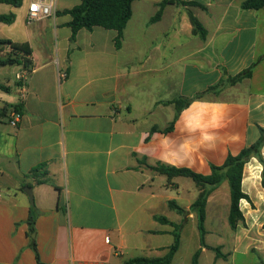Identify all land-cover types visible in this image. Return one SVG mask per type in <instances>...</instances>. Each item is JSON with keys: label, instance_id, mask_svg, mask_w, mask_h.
Returning a JSON list of instances; mask_svg holds the SVG:
<instances>
[{"label": "crops", "instance_id": "0c3cea01", "mask_svg": "<svg viewBox=\"0 0 264 264\" xmlns=\"http://www.w3.org/2000/svg\"><path fill=\"white\" fill-rule=\"evenodd\" d=\"M183 1L199 6L168 4L152 22L162 0H134L119 48L116 32L100 27L71 40L64 11L81 0H57L55 16L32 23L24 0L19 8L0 4V15H15L11 24L0 22V40L31 49L30 70L6 65L19 68L14 99L0 81L8 88L0 90V109L21 105L17 127L12 111L0 119V264H37L30 239L40 264L162 258L173 229L157 217L181 226L171 264H191L199 249L198 264H264V163L245 165L243 220L223 241L227 183L209 196L204 242L211 249L199 244L193 181H169L149 168L160 163L208 176L264 130V9L243 10L244 0ZM188 11L204 39L193 34ZM10 51L0 46V58ZM253 64L251 77L227 84ZM16 75L27 76L23 100ZM197 95L176 113L175 100ZM193 220L195 230L188 229Z\"/></svg>", "mask_w": 264, "mask_h": 264}, {"label": "trees", "instance_id": "16d2710c", "mask_svg": "<svg viewBox=\"0 0 264 264\" xmlns=\"http://www.w3.org/2000/svg\"><path fill=\"white\" fill-rule=\"evenodd\" d=\"M23 0H0V4H6L14 8H19L22 5ZM134 0H81V3L69 10L64 11L71 17L68 26L71 29V40L74 41L76 34L81 30L91 31L95 27H100L106 30H113L116 32L115 47L119 48L123 30L131 17V4ZM173 4L176 6L194 7L199 6L196 3L185 2L183 0H162L159 4V10L156 15L151 19L152 22L157 21L161 16V11L164 6ZM243 10H261L264 9V0H244L241 5ZM203 8V7H201ZM188 18L192 27L194 35H198L201 39L206 36V31L201 23L197 20L193 14L188 11ZM15 19V15L10 13L8 15H0V22L4 24H11ZM8 45L11 51L3 58H0V66L6 65H21L24 69L30 70L31 68V49L26 43H12L9 40H0V46ZM254 64L251 65L245 71L237 74L235 77L227 79V84L233 85L245 78H249L252 75ZM215 87H211L210 90H214ZM1 91H8V88L0 83ZM197 95L188 99H177L174 101L176 113L186 106H188L194 99L199 98ZM20 104L14 106H5L0 109V119L8 118L11 111H17L20 108ZM20 111V110H19ZM171 126L167 129L169 131ZM264 147V130H261V136L259 140L240 151L236 156L228 155L221 166H211V173L208 176L197 174L189 169L175 168L164 164L157 163L149 168L161 175L166 176L170 181L175 177H185L193 181L198 189V196L191 206V212L195 214L197 221V230L199 233V244L201 247H208L204 242L205 235V218H206V204L211 193L217 189L224 182L227 183L229 189V209L227 215V223L231 230H235L240 222L243 220L242 212L240 210V201L248 200V196L242 190V176L245 165L251 160V158L257 159L259 162L264 163V159L261 157V149ZM43 177L46 174H42ZM38 184L44 182V180L38 181ZM169 207L176 210L178 213H185V211L177 206L174 202H169ZM36 219L35 209L32 206L30 214L27 220L28 233L30 237L34 233V223ZM162 224H167L172 227L173 242L169 246L167 254L162 258L157 259H145L136 258L126 262V264H171V260L179 248L180 242V229L181 226L168 221L165 218H156ZM30 247L35 255L37 264H40L39 256L36 248V243L33 239H30ZM216 256L219 255V250L214 248ZM200 255V249L197 250L193 257L191 264H198V258Z\"/></svg>", "mask_w": 264, "mask_h": 264}, {"label": "built area", "instance_id": "2783aa9c", "mask_svg": "<svg viewBox=\"0 0 264 264\" xmlns=\"http://www.w3.org/2000/svg\"><path fill=\"white\" fill-rule=\"evenodd\" d=\"M57 10V0H27L26 19L28 23L44 20L55 16ZM16 79L21 82V95L23 100L26 93L25 83L27 80L26 75H16ZM21 117L20 111H13L11 113L12 120L10 125L17 127Z\"/></svg>", "mask_w": 264, "mask_h": 264}, {"label": "rangeland", "instance_id": "374dc122", "mask_svg": "<svg viewBox=\"0 0 264 264\" xmlns=\"http://www.w3.org/2000/svg\"><path fill=\"white\" fill-rule=\"evenodd\" d=\"M27 0H24L23 5H26ZM19 71V68L17 66H6L0 69V81L3 82L5 85H8L11 88V92H10V96L14 99L15 98V74ZM0 93H2L0 91ZM2 106V104L0 103V107ZM189 183H192L191 180H187ZM192 187H194L193 189L195 190V186L194 184ZM226 189V195H227V201L229 200V193H228V187L227 185L224 186ZM223 189L220 188L219 191H221ZM196 191V190H195ZM218 191V192H219ZM221 225L219 228V235L217 236V238H219L220 240H224V239H228L229 237H231L233 235V231H231L228 223H227V219L225 218L223 221H221ZM196 227V223L195 220H193V222L191 224L188 225V229L193 228V230H195ZM218 240V239H217Z\"/></svg>", "mask_w": 264, "mask_h": 264}, {"label": "water", "instance_id": "95a60500", "mask_svg": "<svg viewBox=\"0 0 264 264\" xmlns=\"http://www.w3.org/2000/svg\"><path fill=\"white\" fill-rule=\"evenodd\" d=\"M24 191H25V193H26V195H27V197H28V199L30 201V204L33 205V195L31 193V188L30 187H26L24 189Z\"/></svg>", "mask_w": 264, "mask_h": 264}]
</instances>
